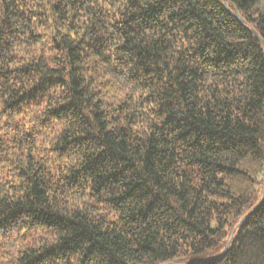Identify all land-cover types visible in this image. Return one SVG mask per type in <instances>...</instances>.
<instances>
[{"label":"trees","instance_id":"16d2710c","mask_svg":"<svg viewBox=\"0 0 264 264\" xmlns=\"http://www.w3.org/2000/svg\"><path fill=\"white\" fill-rule=\"evenodd\" d=\"M0 264H264V0H0Z\"/></svg>","mask_w":264,"mask_h":264},{"label":"water","instance_id":"95a60500","mask_svg":"<svg viewBox=\"0 0 264 264\" xmlns=\"http://www.w3.org/2000/svg\"><path fill=\"white\" fill-rule=\"evenodd\" d=\"M238 17V19H240V17L239 16H237ZM262 197H263V194H262ZM250 214H248L245 218H247L248 216H249Z\"/></svg>","mask_w":264,"mask_h":264}]
</instances>
